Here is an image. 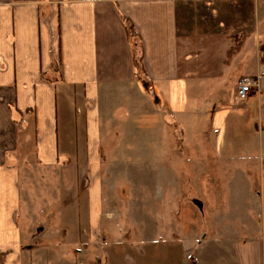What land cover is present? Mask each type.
Here are the masks:
<instances>
[{
	"label": "rangeland",
	"instance_id": "374dc122",
	"mask_svg": "<svg viewBox=\"0 0 264 264\" xmlns=\"http://www.w3.org/2000/svg\"><path fill=\"white\" fill-rule=\"evenodd\" d=\"M233 2L228 20L225 8L216 11L218 25L233 22L225 74L169 95L141 71L139 36L131 31L146 103L138 102L136 114L124 105L117 120L105 121L98 153L72 152L54 167L32 160L21 170L20 218L32 264L219 263L209 260L213 248H201V240L224 235L238 201L254 206L264 196L263 137L256 129L264 122L257 108L241 113L261 78L249 98H236L240 78L256 71L245 70L240 57L254 51L252 27L240 23L251 17L252 4ZM260 49L264 65V43Z\"/></svg>",
	"mask_w": 264,
	"mask_h": 264
},
{
	"label": "crops",
	"instance_id": "0c3cea01",
	"mask_svg": "<svg viewBox=\"0 0 264 264\" xmlns=\"http://www.w3.org/2000/svg\"><path fill=\"white\" fill-rule=\"evenodd\" d=\"M250 1L252 15L240 23L252 27L254 51L240 57L247 60L245 70L256 67L245 74L255 75L264 72L260 49L264 0ZM246 3L241 1L240 8ZM233 4V0L220 4L216 0H0V264H32L20 218L21 170L31 167L32 160L54 167L72 152L98 153L105 121L117 120L124 105L136 114L138 102L147 98L122 17L130 20L139 36L140 70L145 77L160 82L169 95L185 89L188 94V89L227 72L224 62L232 45L233 22L218 25L216 11L225 8L228 20ZM205 73L211 75L203 77ZM263 83L264 76L241 108L243 117L257 108L261 124ZM256 126L264 149V128L258 131ZM256 198L254 206L237 200L218 240H201V248L208 244L213 248L209 260L218 258V264H224L220 259L224 255L225 264H264V196Z\"/></svg>",
	"mask_w": 264,
	"mask_h": 264
},
{
	"label": "built area",
	"instance_id": "2783aa9c",
	"mask_svg": "<svg viewBox=\"0 0 264 264\" xmlns=\"http://www.w3.org/2000/svg\"><path fill=\"white\" fill-rule=\"evenodd\" d=\"M264 76V73L257 74L256 76H243L240 78L236 88V98L238 100H246L251 95L255 88H258L259 80Z\"/></svg>",
	"mask_w": 264,
	"mask_h": 264
},
{
	"label": "trees",
	"instance_id": "16d2710c",
	"mask_svg": "<svg viewBox=\"0 0 264 264\" xmlns=\"http://www.w3.org/2000/svg\"><path fill=\"white\" fill-rule=\"evenodd\" d=\"M122 21L124 23V26H125V29H126L128 36L130 35L131 31H132L133 36L137 35V32H136L134 26L132 24L130 26H128L127 21H130V20L127 17H122ZM133 31H134V34H133ZM140 62H141V60H140Z\"/></svg>",
	"mask_w": 264,
	"mask_h": 264
}]
</instances>
